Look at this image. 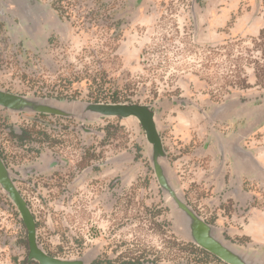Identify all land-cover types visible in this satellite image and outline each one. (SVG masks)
Returning a JSON list of instances; mask_svg holds the SVG:
<instances>
[{"label":"rangeland","instance_id":"obj_1","mask_svg":"<svg viewBox=\"0 0 264 264\" xmlns=\"http://www.w3.org/2000/svg\"><path fill=\"white\" fill-rule=\"evenodd\" d=\"M55 1L0 0V89L152 106L174 186L225 240L263 257L264 86L252 61L264 53V0H63V18ZM0 155L52 256L227 264L181 233L134 117L0 106ZM23 241L0 186V264H36Z\"/></svg>","mask_w":264,"mask_h":264},{"label":"water","instance_id":"obj_2","mask_svg":"<svg viewBox=\"0 0 264 264\" xmlns=\"http://www.w3.org/2000/svg\"><path fill=\"white\" fill-rule=\"evenodd\" d=\"M0 106L12 112L58 116L80 121L94 118H136L146 133L152 166L165 198L176 215L181 233L193 244L215 255L227 264H264V256L251 255L225 240L219 230L204 220L174 186L166 164L156 113L150 105L136 103L67 102L51 98L17 95L0 89ZM0 186L17 207L27 230L28 263L87 264L86 258L65 260L47 253L38 241L35 217L16 187L12 173L0 155Z\"/></svg>","mask_w":264,"mask_h":264},{"label":"trees","instance_id":"obj_3","mask_svg":"<svg viewBox=\"0 0 264 264\" xmlns=\"http://www.w3.org/2000/svg\"><path fill=\"white\" fill-rule=\"evenodd\" d=\"M55 2L57 3L56 6L59 8L58 11H59L60 16L63 18L64 14H67L66 16L70 17V15L66 12V9L68 7L65 5V2L63 0H56ZM67 3H68V6L71 5L70 2H67ZM261 33H262V35L264 34V29L262 30ZM252 64L255 66L254 73H255L256 80H257V85L264 86V53H262V57L260 59H253ZM242 72L243 71L240 70L241 74H243ZM236 84L238 86L243 87V88H249L250 87L248 77H246V76L245 77L244 76L238 77V82ZM23 242L26 246H28V243L26 241H23ZM207 253H209V252H207ZM209 254L214 256L216 259H219L215 255H213L211 253H209ZM219 260L222 261L221 259H219Z\"/></svg>","mask_w":264,"mask_h":264}]
</instances>
